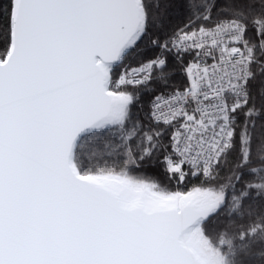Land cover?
<instances>
[{
  "label": "snow or ice",
  "instance_id": "obj_1",
  "mask_svg": "<svg viewBox=\"0 0 264 264\" xmlns=\"http://www.w3.org/2000/svg\"><path fill=\"white\" fill-rule=\"evenodd\" d=\"M253 202L264 0H0V264H215Z\"/></svg>",
  "mask_w": 264,
  "mask_h": 264
},
{
  "label": "trees",
  "instance_id": "obj_2",
  "mask_svg": "<svg viewBox=\"0 0 264 264\" xmlns=\"http://www.w3.org/2000/svg\"><path fill=\"white\" fill-rule=\"evenodd\" d=\"M237 215L232 219L230 225H228V232L221 237L220 243L223 244L224 251L221 253L219 248H216L224 257L227 264H239V259L233 256V252H238L241 247V238L243 233L248 231L250 224L259 225L264 222V206L253 202L250 205H246L243 208L236 209ZM243 213V218L240 214ZM221 225L225 224V221L220 220ZM218 229H210L209 234L215 235V231ZM254 235H249L248 239L244 241L245 244L252 245V251L260 252L264 251V231H256ZM211 246V245H210ZM248 264H264V261L260 259H254L248 262Z\"/></svg>",
  "mask_w": 264,
  "mask_h": 264
},
{
  "label": "rangeland",
  "instance_id": "obj_3",
  "mask_svg": "<svg viewBox=\"0 0 264 264\" xmlns=\"http://www.w3.org/2000/svg\"><path fill=\"white\" fill-rule=\"evenodd\" d=\"M201 251L206 254H210L215 261V264H227L225 257L217 249H213L210 245H208L207 242H205Z\"/></svg>",
  "mask_w": 264,
  "mask_h": 264
},
{
  "label": "water",
  "instance_id": "obj_4",
  "mask_svg": "<svg viewBox=\"0 0 264 264\" xmlns=\"http://www.w3.org/2000/svg\"><path fill=\"white\" fill-rule=\"evenodd\" d=\"M193 254H195V253H193Z\"/></svg>",
  "mask_w": 264,
  "mask_h": 264
}]
</instances>
